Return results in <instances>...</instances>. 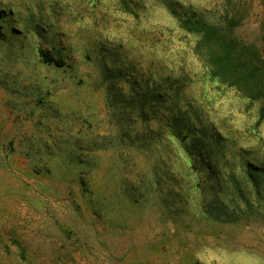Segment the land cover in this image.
Instances as JSON below:
<instances>
[{
    "label": "rangeland",
    "instance_id": "374dc122",
    "mask_svg": "<svg viewBox=\"0 0 264 264\" xmlns=\"http://www.w3.org/2000/svg\"><path fill=\"white\" fill-rule=\"evenodd\" d=\"M0 10V264H264V91L184 25L263 58L264 0Z\"/></svg>",
    "mask_w": 264,
    "mask_h": 264
},
{
    "label": "trees",
    "instance_id": "16d2710c",
    "mask_svg": "<svg viewBox=\"0 0 264 264\" xmlns=\"http://www.w3.org/2000/svg\"><path fill=\"white\" fill-rule=\"evenodd\" d=\"M184 25L189 31L201 35L198 45L206 46L204 59L208 70L214 75H220L222 83H227L228 86H236L240 90L243 84H253L257 94L264 91V85L252 82L251 77L256 73L264 75V55L263 58H260L259 54H254L255 58H253L248 51L241 50L236 40L229 37L230 35L225 28L192 19L185 20ZM38 53L46 62L55 63L57 66H63L65 63L64 60L51 55L43 48H39Z\"/></svg>",
    "mask_w": 264,
    "mask_h": 264
}]
</instances>
